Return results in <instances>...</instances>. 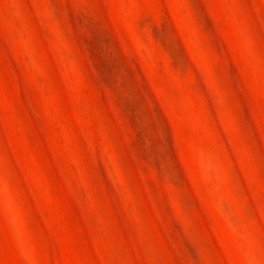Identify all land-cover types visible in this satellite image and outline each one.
<instances>
[{"label": "rangeland", "instance_id": "374dc122", "mask_svg": "<svg viewBox=\"0 0 264 264\" xmlns=\"http://www.w3.org/2000/svg\"><path fill=\"white\" fill-rule=\"evenodd\" d=\"M0 264H264V0H0Z\"/></svg>", "mask_w": 264, "mask_h": 264}]
</instances>
